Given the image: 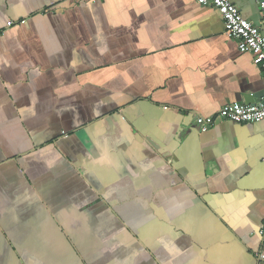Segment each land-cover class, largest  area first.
<instances>
[{
    "label": "crops",
    "instance_id": "crops-1",
    "mask_svg": "<svg viewBox=\"0 0 264 264\" xmlns=\"http://www.w3.org/2000/svg\"><path fill=\"white\" fill-rule=\"evenodd\" d=\"M263 98L196 0H0V264H260L264 121L195 120Z\"/></svg>",
    "mask_w": 264,
    "mask_h": 264
},
{
    "label": "built area",
    "instance_id": "built-area-1",
    "mask_svg": "<svg viewBox=\"0 0 264 264\" xmlns=\"http://www.w3.org/2000/svg\"><path fill=\"white\" fill-rule=\"evenodd\" d=\"M196 2L202 6H212L219 11L228 38L236 41L241 53L254 54V63L262 68L264 77V34L260 29L243 17L232 0H196ZM260 8L264 11V1L261 2ZM218 120L244 124L260 123L264 121V98L253 105L228 104L217 115L210 117L198 115L195 123L202 131H207ZM259 235L264 240V218ZM258 258L261 261L260 264H264V250L259 253Z\"/></svg>",
    "mask_w": 264,
    "mask_h": 264
}]
</instances>
